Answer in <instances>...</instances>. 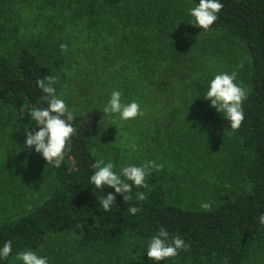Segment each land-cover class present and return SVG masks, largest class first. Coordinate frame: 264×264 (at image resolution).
Wrapping results in <instances>:
<instances>
[{"label":"rangeland","instance_id":"rangeland-1","mask_svg":"<svg viewBox=\"0 0 264 264\" xmlns=\"http://www.w3.org/2000/svg\"><path fill=\"white\" fill-rule=\"evenodd\" d=\"M91 2L0 0V23L8 27L0 52L14 55L24 45L46 58L59 78L57 95L71 110L103 109L113 90L122 91L125 103L137 101L144 115L134 120L113 123L105 115L93 154L113 162L116 172L148 160L163 164L147 181L162 185L170 203L201 209L221 193L247 190L240 141L210 133L197 114L216 111L203 96L218 73L237 70L236 82L248 89L245 48L223 32L190 24L186 0H131L95 11ZM61 43L67 52H61ZM54 60L61 61L58 68ZM6 115L0 106V222L35 208L48 195L50 179L47 162L34 148H24L26 136L11 130ZM36 252L48 264L132 259L130 247L82 248L73 235L49 237ZM247 264H264V248L257 247Z\"/></svg>","mask_w":264,"mask_h":264},{"label":"trees","instance_id":"trees-1","mask_svg":"<svg viewBox=\"0 0 264 264\" xmlns=\"http://www.w3.org/2000/svg\"><path fill=\"white\" fill-rule=\"evenodd\" d=\"M131 0H92L98 5L119 7ZM192 7L199 0H186ZM224 5L209 31H220L245 48L249 57V95L243 104L244 121L233 131L228 121L214 110L197 111L200 122L212 134H232L240 141L245 154L243 178L247 190L221 193L211 202L210 211L185 208L167 199L162 185L141 188L146 199L124 202L114 189H97L89 182L95 171L91 165L98 132L105 114L98 106L75 111L77 133L71 151L59 168L48 165L49 193L36 205L17 217L0 222V248L12 242V253L0 264H11L18 252L39 250L49 237L73 235L82 248L104 246L115 250L130 247L132 259L127 264H247L257 247L264 248V226L256 217L264 213V0H220ZM8 27L0 23V39ZM55 61L58 68L61 61ZM55 76L54 68L28 46L14 55L0 52V106L7 111L6 122L18 135L25 130L38 131L29 109L46 107L45 95L36 81ZM116 195L109 212H104L99 199L108 193ZM130 206L141 210L132 215ZM163 227L170 239L179 235L190 246L187 251L160 262L149 260V239Z\"/></svg>","mask_w":264,"mask_h":264},{"label":"clouds","instance_id":"clouds-1","mask_svg":"<svg viewBox=\"0 0 264 264\" xmlns=\"http://www.w3.org/2000/svg\"><path fill=\"white\" fill-rule=\"evenodd\" d=\"M224 5L220 0H199L198 5L188 9L189 15L193 18L189 23L197 26L204 31H209L211 26L217 21L218 13L221 12ZM62 53L68 51V45L60 44ZM243 67V63L237 65V69ZM238 71L231 73L222 72L210 80L208 89L203 96L210 101V106L218 113L223 114L226 121L229 122L233 131H237L245 118L243 104L249 95V89H246L237 81ZM59 78L47 75L36 81L38 87L45 94L42 99L46 107L33 105L29 109V115L35 125L40 126L38 131L25 130L26 139L24 148L33 149L36 153L42 155L47 165L53 168H59L65 160L67 152L71 151V141L76 135L77 129L74 127L76 113L68 107L65 100L57 95L55 85ZM122 91L113 90L107 103L103 106V113L113 118V123L118 119L120 121L134 120L138 116H143L140 104L133 100L125 103L122 100ZM95 152V150H93ZM91 167L95 170L89 177V182L97 189L105 187L114 189L115 194L123 197L124 202L133 199V188L147 189V179L153 171H161L163 164H157L154 160L142 162L141 165L126 164L121 166L120 171L116 172L115 165L111 161H105L98 158ZM108 193L99 199L100 208L104 212H109L115 202L116 195ZM137 201H144L147 197L144 192L138 191L135 194ZM212 205L210 202H202L201 209L210 211ZM128 212L132 215L137 214L141 209L136 206H130ZM258 223L264 226V213L256 217ZM190 248L188 244L179 236L170 239L168 231L161 227L158 233L154 234L148 241L146 255L149 260L160 262L166 259L174 258L179 255L181 250L187 251ZM12 253V242L5 241L0 248V258L7 260ZM15 260L22 264H48V258L40 256L36 251L26 250L18 252Z\"/></svg>","mask_w":264,"mask_h":264}]
</instances>
